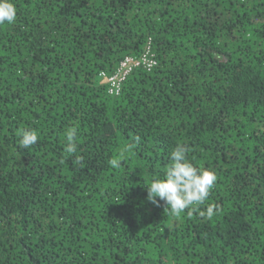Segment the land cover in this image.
<instances>
[{
  "label": "trees",
  "instance_id": "trees-1",
  "mask_svg": "<svg viewBox=\"0 0 264 264\" xmlns=\"http://www.w3.org/2000/svg\"><path fill=\"white\" fill-rule=\"evenodd\" d=\"M13 3L0 25V264H264V0ZM149 39L157 64L110 94L103 74ZM19 129L37 143L22 148ZM178 145L217 176L191 217L147 199Z\"/></svg>",
  "mask_w": 264,
  "mask_h": 264
},
{
  "label": "clouds",
  "instance_id": "clouds-1",
  "mask_svg": "<svg viewBox=\"0 0 264 264\" xmlns=\"http://www.w3.org/2000/svg\"><path fill=\"white\" fill-rule=\"evenodd\" d=\"M17 9L13 0H0V25L5 22H15ZM18 143L22 148H30L38 141V134L31 129H19L16 133ZM78 138V128L73 126L66 131L65 151L73 153ZM131 145L125 147L119 153L118 158H113L109 164L113 168H120L122 159ZM189 148L178 145L170 156L171 163L162 178L153 179L147 186V199L149 202L159 205L163 201L166 209L175 217H180L187 210V215L192 216L193 211L203 205L211 190L214 188L217 176L214 171L200 169L194 165L187 156ZM216 206L209 205L206 211H201V216L212 219Z\"/></svg>",
  "mask_w": 264,
  "mask_h": 264
},
{
  "label": "built area",
  "instance_id": "built-area-1",
  "mask_svg": "<svg viewBox=\"0 0 264 264\" xmlns=\"http://www.w3.org/2000/svg\"><path fill=\"white\" fill-rule=\"evenodd\" d=\"M156 64L157 60L152 49V40L149 39L140 56H126L121 60L117 70L113 74H103L109 84V93L112 95L120 94L123 82L136 68L145 67L150 70Z\"/></svg>",
  "mask_w": 264,
  "mask_h": 264
}]
</instances>
